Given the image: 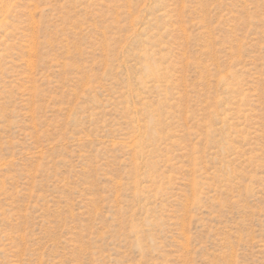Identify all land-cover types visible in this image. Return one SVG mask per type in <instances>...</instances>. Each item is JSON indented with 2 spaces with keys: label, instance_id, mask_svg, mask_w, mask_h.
I'll return each instance as SVG.
<instances>
[{
  "label": "rangeland",
  "instance_id": "374dc122",
  "mask_svg": "<svg viewBox=\"0 0 264 264\" xmlns=\"http://www.w3.org/2000/svg\"><path fill=\"white\" fill-rule=\"evenodd\" d=\"M0 264H264V0H0Z\"/></svg>",
  "mask_w": 264,
  "mask_h": 264
}]
</instances>
